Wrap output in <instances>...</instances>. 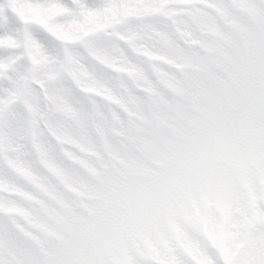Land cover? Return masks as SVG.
I'll return each mask as SVG.
<instances>
[{
    "label": "snow or ice",
    "instance_id": "6c2138e0",
    "mask_svg": "<svg viewBox=\"0 0 264 264\" xmlns=\"http://www.w3.org/2000/svg\"><path fill=\"white\" fill-rule=\"evenodd\" d=\"M0 264H264V0H0Z\"/></svg>",
    "mask_w": 264,
    "mask_h": 264
}]
</instances>
